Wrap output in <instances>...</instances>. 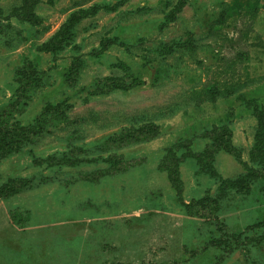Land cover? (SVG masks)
<instances>
[{
    "label": "rangeland",
    "instance_id": "1",
    "mask_svg": "<svg viewBox=\"0 0 264 264\" xmlns=\"http://www.w3.org/2000/svg\"><path fill=\"white\" fill-rule=\"evenodd\" d=\"M259 109L264 0H0V264H264Z\"/></svg>",
    "mask_w": 264,
    "mask_h": 264
},
{
    "label": "trees",
    "instance_id": "2",
    "mask_svg": "<svg viewBox=\"0 0 264 264\" xmlns=\"http://www.w3.org/2000/svg\"><path fill=\"white\" fill-rule=\"evenodd\" d=\"M204 96H208L212 93V88H208L206 90L203 91ZM199 93H197L196 95H198ZM212 96V94L210 95ZM209 96V97H210ZM207 98V97H206ZM260 111L257 112L258 114H256L257 117V121H258V128H257V140H258V134H259V129L261 130V127L263 126V130H264V114H262V112H264L263 109H259ZM2 114L5 115V117H7V115H9V113H5L2 111ZM55 113H53L54 115ZM51 123L53 124L54 121H51ZM56 124V123H54ZM156 127L154 125H152L151 122H147L146 124H142L139 127H133L130 128V130L125 129L123 131H125V134L122 135V138L120 139V141L118 142V144L120 146L123 145H133V144H137L140 143L142 141H147L150 139H153L157 136L158 133L155 132ZM43 130H46V121L43 119L42 123L41 121L38 122L37 124L33 125L32 131H23L21 130L20 133L23 134L24 139H28L31 140L32 138H34V136L40 132H42ZM128 132V133H127ZM259 141H257L258 143ZM256 146V144L254 145V147ZM254 147L252 152H254ZM256 150V149H255Z\"/></svg>",
    "mask_w": 264,
    "mask_h": 264
}]
</instances>
